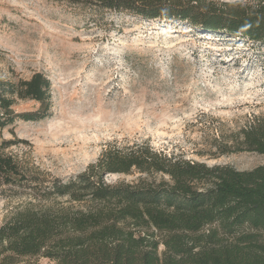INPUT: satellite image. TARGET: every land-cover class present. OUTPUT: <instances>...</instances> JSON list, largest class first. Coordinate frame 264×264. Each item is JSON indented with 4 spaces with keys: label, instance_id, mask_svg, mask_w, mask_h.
Masks as SVG:
<instances>
[{
    "label": "rangeland",
    "instance_id": "374dc122",
    "mask_svg": "<svg viewBox=\"0 0 264 264\" xmlns=\"http://www.w3.org/2000/svg\"><path fill=\"white\" fill-rule=\"evenodd\" d=\"M35 73L50 83L49 117L15 120L0 133V154L17 159L27 179L66 182L109 147L135 144L209 167L249 171L264 165L263 155L233 147L246 125L264 123V45L240 34L73 0H0V80H28ZM37 108L27 100L12 106L15 113ZM139 179L151 180L135 170L103 175L110 186ZM6 189L0 187V226L23 210L86 213L101 207ZM162 251L159 244L158 256ZM16 264L55 261L21 257Z\"/></svg>",
    "mask_w": 264,
    "mask_h": 264
},
{
    "label": "trees",
    "instance_id": "16d2710c",
    "mask_svg": "<svg viewBox=\"0 0 264 264\" xmlns=\"http://www.w3.org/2000/svg\"><path fill=\"white\" fill-rule=\"evenodd\" d=\"M96 1L73 3L147 19L177 18L264 45V0L221 5L206 0ZM49 90L41 73L17 82L0 80V133L15 120L49 117ZM16 100L32 101L38 108L15 113ZM233 147L264 156V123L246 125ZM132 170L151 180L103 183V175ZM157 175L160 180L154 179ZM0 187H7L3 192L8 194L31 189L42 199L66 197L101 206L86 213L17 212L0 226V264L36 256L55 264H264V165L238 171L167 157L146 144L111 146L95 164L64 182L27 179L17 159L1 153ZM159 244L163 251L158 256Z\"/></svg>",
    "mask_w": 264,
    "mask_h": 264
}]
</instances>
